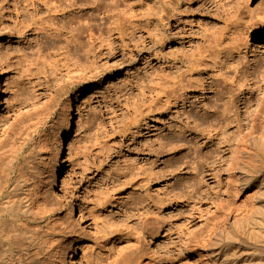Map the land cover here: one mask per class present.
I'll return each mask as SVG.
<instances>
[{
    "label": "rangeland",
    "instance_id": "obj_1",
    "mask_svg": "<svg viewBox=\"0 0 264 264\" xmlns=\"http://www.w3.org/2000/svg\"><path fill=\"white\" fill-rule=\"evenodd\" d=\"M76 2L54 38L41 3L0 0V159L47 202L15 254L264 264V0Z\"/></svg>",
    "mask_w": 264,
    "mask_h": 264
},
{
    "label": "bare ground",
    "instance_id": "obj_2",
    "mask_svg": "<svg viewBox=\"0 0 264 264\" xmlns=\"http://www.w3.org/2000/svg\"><path fill=\"white\" fill-rule=\"evenodd\" d=\"M24 2L27 3V6L31 5L34 7L35 10L38 9L37 5L40 3L47 8L50 24H47L46 28L50 31L49 35L54 38H57L59 33L63 35L61 28H58L54 23V21L57 20L56 16L65 11L64 5L67 7L77 6L76 0H24ZM62 17L63 14L60 18ZM65 25L66 23H64L62 27ZM164 78L167 77L165 76ZM263 96L264 93H262L261 97ZM245 106H247V104H245ZM258 108V112L254 115L255 120H260L261 123L264 124V97L260 100ZM43 114L44 113L41 115ZM262 129H264L263 126ZM72 132V124L67 123L61 132L62 144L67 145ZM253 134V130L251 132L248 130L245 134L238 136L235 141L233 164L238 172L241 171L239 161L246 151V145L252 143ZM62 153L63 149L57 148L53 157L51 170L55 178L59 175ZM14 160V157H12L11 161L5 164L4 158L0 159L3 163L0 164V174L6 177V179L3 180L0 176V264H41L39 260L33 259L32 256L28 257V253L23 256L15 254V251L19 250L24 245L25 241L32 243L35 240V235L29 230L28 225L23 224V222L27 221L30 216L35 217V213L33 212L34 207H36V209H45L47 207V202L44 200L45 198L42 197L34 204L36 199H31V195L33 198L42 195V189L40 187L35 192L30 191L27 181L22 180L21 177H17L11 183L10 175L14 166ZM239 175V173L236 174L237 179ZM145 232L150 233L151 230L145 227ZM130 249H134L132 252L134 255L127 259L122 258L113 264H156L158 262L159 257H157V251L153 248L146 247L145 239L143 240V238L137 239L135 244L130 246ZM67 264H73L72 257L68 260Z\"/></svg>",
    "mask_w": 264,
    "mask_h": 264
}]
</instances>
